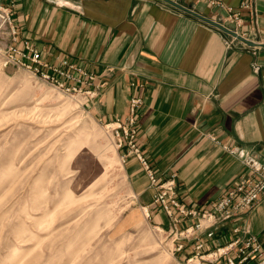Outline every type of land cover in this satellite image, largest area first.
I'll return each instance as SVG.
<instances>
[{
	"label": "crops",
	"instance_id": "1",
	"mask_svg": "<svg viewBox=\"0 0 264 264\" xmlns=\"http://www.w3.org/2000/svg\"><path fill=\"white\" fill-rule=\"evenodd\" d=\"M172 1L214 21L225 8L238 10L239 35L253 42L264 35V0ZM13 20L19 42L97 76V96L85 105L95 121L125 118L129 101L142 99L138 145L159 178H174L187 209H209L245 176L243 156L264 158V48L161 0H20ZM122 165L137 205L155 227L174 233L178 261L194 255L197 240L213 250L244 232L264 251V197L252 212L183 238L179 233L197 219L173 226L152 204L154 190L141 164L128 157Z\"/></svg>",
	"mask_w": 264,
	"mask_h": 264
},
{
	"label": "rangeland",
	"instance_id": "2",
	"mask_svg": "<svg viewBox=\"0 0 264 264\" xmlns=\"http://www.w3.org/2000/svg\"><path fill=\"white\" fill-rule=\"evenodd\" d=\"M82 96L0 59V264L180 262Z\"/></svg>",
	"mask_w": 264,
	"mask_h": 264
},
{
	"label": "built area",
	"instance_id": "3",
	"mask_svg": "<svg viewBox=\"0 0 264 264\" xmlns=\"http://www.w3.org/2000/svg\"><path fill=\"white\" fill-rule=\"evenodd\" d=\"M19 2L20 0H0V59L3 66L28 72L66 95L82 96L85 100L82 104L84 107L97 96V76L86 72L65 56L49 60L42 56V51L32 42H19L13 20ZM209 3L224 8L218 2ZM243 7L248 8V5ZM225 11L226 15L220 16L215 22L237 32L241 26L240 11L231 8H225ZM242 36L247 39L245 35ZM256 36L257 41L254 43L264 45V35ZM142 106V99L132 98L129 101L127 116L116 117L106 124L103 123L104 128L111 134L121 164L128 157L135 158L141 164L154 190L152 204L167 216L173 226H177L184 219H197L193 227L179 233L180 237L188 238L220 222L250 213L258 207L264 197V158L260 159L252 154H247L241 159L247 174L212 203L209 209L197 211L184 207L177 199L174 178H159L138 145L139 113ZM144 210L147 213V209ZM146 216L149 218V213ZM240 232L239 228L233 230L234 235ZM243 234V238L236 237L213 250H206V242L197 240L195 253L187 260L188 263L196 259L200 264H264V251L256 238L246 232ZM181 248V245L178 246V251Z\"/></svg>",
	"mask_w": 264,
	"mask_h": 264
},
{
	"label": "water",
	"instance_id": "4",
	"mask_svg": "<svg viewBox=\"0 0 264 264\" xmlns=\"http://www.w3.org/2000/svg\"><path fill=\"white\" fill-rule=\"evenodd\" d=\"M179 10H181L182 12H185L191 16H193L194 18L200 20L201 22H204L218 30H220L221 32H224L225 34L231 36L232 38L238 40L239 42L249 46V47H260V48H264V45H257L255 44L254 42L252 41H249L247 39H245L243 36L239 35L237 32H234L228 28H226L225 26L215 22L214 20L210 19V18H207L205 16H202L200 14H198L197 12H194L193 10L191 9H188L180 4H178L177 2H174L172 0H161Z\"/></svg>",
	"mask_w": 264,
	"mask_h": 264
}]
</instances>
